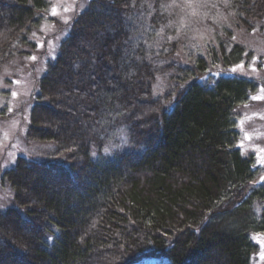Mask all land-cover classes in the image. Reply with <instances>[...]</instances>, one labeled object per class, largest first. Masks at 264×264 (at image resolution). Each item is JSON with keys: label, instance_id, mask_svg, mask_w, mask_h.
I'll return each mask as SVG.
<instances>
[{"label": "trees", "instance_id": "16d2710c", "mask_svg": "<svg viewBox=\"0 0 264 264\" xmlns=\"http://www.w3.org/2000/svg\"><path fill=\"white\" fill-rule=\"evenodd\" d=\"M180 1L89 0L72 18L30 113L44 159L1 175L0 264H251L264 179L236 119L256 83L222 72L249 57L232 40L264 0H201L232 26L210 22L203 48L172 15ZM48 8L0 0V68Z\"/></svg>", "mask_w": 264, "mask_h": 264}, {"label": "rangeland", "instance_id": "374dc122", "mask_svg": "<svg viewBox=\"0 0 264 264\" xmlns=\"http://www.w3.org/2000/svg\"><path fill=\"white\" fill-rule=\"evenodd\" d=\"M48 1L49 8L38 26L30 31L28 43L21 44L17 56L0 68V211L12 205L13 197L8 185L2 184L1 175L13 168L19 158L31 161L44 159L47 144L27 139L38 82L67 38L70 21L89 2ZM219 7L217 4L207 6L201 0H182L173 7L172 15L181 24L187 38L203 48L211 43L217 44L221 31L214 28V24H224V27L228 24L227 27L232 28ZM232 42L244 45L246 53H251L240 63L221 70L222 73L256 83V91L249 101L237 108L238 147L243 156H254V165L264 179V98H254L264 97V19L251 32H236ZM251 239L258 246L251 264H264V234H253Z\"/></svg>", "mask_w": 264, "mask_h": 264}, {"label": "snow or ice", "instance_id": "6c2138e0", "mask_svg": "<svg viewBox=\"0 0 264 264\" xmlns=\"http://www.w3.org/2000/svg\"><path fill=\"white\" fill-rule=\"evenodd\" d=\"M53 14H55V10H53ZM254 98H264V97H254Z\"/></svg>", "mask_w": 264, "mask_h": 264}]
</instances>
